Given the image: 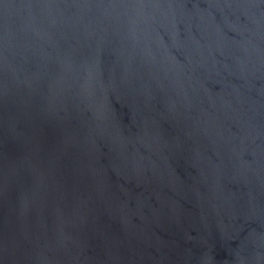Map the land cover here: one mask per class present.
Segmentation results:
<instances>
[{"label": "water", "instance_id": "water-1", "mask_svg": "<svg viewBox=\"0 0 264 264\" xmlns=\"http://www.w3.org/2000/svg\"><path fill=\"white\" fill-rule=\"evenodd\" d=\"M0 264H264V0H0Z\"/></svg>", "mask_w": 264, "mask_h": 264}]
</instances>
